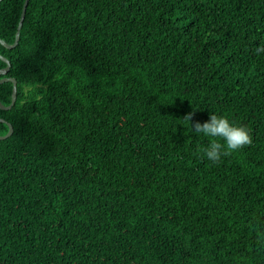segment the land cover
Masks as SVG:
<instances>
[{"label": "trees", "instance_id": "obj_1", "mask_svg": "<svg viewBox=\"0 0 264 264\" xmlns=\"http://www.w3.org/2000/svg\"><path fill=\"white\" fill-rule=\"evenodd\" d=\"M25 1H0L9 45ZM258 47L264 0H30L0 43L18 88L0 107V264H264ZM209 112L252 143L203 159L191 123Z\"/></svg>", "mask_w": 264, "mask_h": 264}, {"label": "clouds", "instance_id": "obj_2", "mask_svg": "<svg viewBox=\"0 0 264 264\" xmlns=\"http://www.w3.org/2000/svg\"><path fill=\"white\" fill-rule=\"evenodd\" d=\"M258 54H264V47L256 49ZM185 119L192 121L189 114ZM192 130L195 134L207 138L208 143L201 149L202 158L217 164L230 153L241 150L252 143V137L246 126L238 125L228 117L209 112V118L203 123L197 121Z\"/></svg>", "mask_w": 264, "mask_h": 264}, {"label": "water", "instance_id": "obj_3", "mask_svg": "<svg viewBox=\"0 0 264 264\" xmlns=\"http://www.w3.org/2000/svg\"><path fill=\"white\" fill-rule=\"evenodd\" d=\"M29 1L30 0H26L25 1L24 8H23V13H22L21 20H20V23H19V26H18V31H17V34H16L15 43L13 45H9L5 41L0 40V43L2 45H4L5 47L9 48V49L15 48L18 45V43H19V40H20V32H21V29H22V26H23V23H24V19H25V16H26V11H27V7H28V4H29ZM0 59L3 60L4 62H6V64H7V67L5 69L0 70V75L1 74L3 75V74H6V73L9 72V70L11 68V63H10L9 60H7L5 57H3L1 54H0ZM4 82H13V84H14V88H13V98H12L11 105L8 106V107H5L0 102V107L3 110H10L14 106V104H15V102L17 100V93H18L17 80L14 79V78H3V79L0 80V84H2ZM0 122L7 123L8 126H9V129H10L9 132H8V134H6L5 136H0V140H3V139H6V138L10 137L13 134L14 128H13V126L10 123L6 122L2 118H0Z\"/></svg>", "mask_w": 264, "mask_h": 264}]
</instances>
